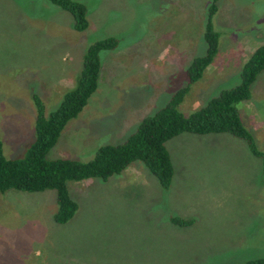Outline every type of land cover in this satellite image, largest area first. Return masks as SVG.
<instances>
[{
  "label": "rangeland",
  "instance_id": "374dc122",
  "mask_svg": "<svg viewBox=\"0 0 264 264\" xmlns=\"http://www.w3.org/2000/svg\"><path fill=\"white\" fill-rule=\"evenodd\" d=\"M89 27L49 0H0V139L10 159L35 141V96L48 115L78 80L88 48L101 52L99 86L70 120L50 159L92 160L120 144L189 82L211 0H79ZM218 54L178 109L185 115L241 83L244 63L264 43V0H219ZM238 104L264 152V71ZM175 176L164 189L142 160L108 180L69 181L79 203L60 224L54 189L0 191V264H234L264 257V162L228 133L183 132L166 143ZM193 218L189 226L173 219Z\"/></svg>",
  "mask_w": 264,
  "mask_h": 264
},
{
  "label": "trees",
  "instance_id": "16d2710c",
  "mask_svg": "<svg viewBox=\"0 0 264 264\" xmlns=\"http://www.w3.org/2000/svg\"><path fill=\"white\" fill-rule=\"evenodd\" d=\"M68 11L74 18L75 29L86 30L90 25L88 8L79 0H49ZM219 0H211L207 10L204 38L207 51L194 57L188 68L189 82L175 93L171 102L153 116L144 117L136 130L120 144L102 145L89 161L72 158L48 157L68 122L76 118L90 97L96 92L102 70L101 52L113 50L119 39L109 36L92 44L85 56L83 69L72 87L62 93L60 103L48 115L42 99L35 96V141L26 155L10 159L5 154L0 139V191L32 193L54 189L57 192L58 210L54 216L57 223L69 222L77 213L79 203L71 196L68 182L88 178L108 180L122 173L136 160H142L164 189H169L175 176V167L166 143L178 134L228 133L247 141L251 151L263 159L264 152L257 146L253 134L242 122L238 104L251 98L252 86L264 71V43L259 45L244 63L240 85L222 91L204 107L185 116L178 106L184 101L192 84L198 82L213 64L220 45V33L214 28L213 18L219 10ZM177 226H189L193 218L172 220ZM234 264H264V257Z\"/></svg>",
  "mask_w": 264,
  "mask_h": 264
},
{
  "label": "crops",
  "instance_id": "0c3cea01",
  "mask_svg": "<svg viewBox=\"0 0 264 264\" xmlns=\"http://www.w3.org/2000/svg\"><path fill=\"white\" fill-rule=\"evenodd\" d=\"M211 66H212V65H211ZM211 66H210V67H211ZM210 67H209V68H210ZM209 68H208V69H209Z\"/></svg>",
  "mask_w": 264,
  "mask_h": 264
}]
</instances>
